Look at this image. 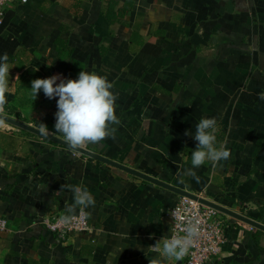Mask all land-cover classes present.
I'll return each instance as SVG.
<instances>
[{"label": "crops", "instance_id": "crops-1", "mask_svg": "<svg viewBox=\"0 0 264 264\" xmlns=\"http://www.w3.org/2000/svg\"><path fill=\"white\" fill-rule=\"evenodd\" d=\"M4 53L5 115L54 132L58 98L41 91L34 101L31 81L105 75L120 124L115 139L85 149L264 225V0H27L5 9ZM202 117L216 118L231 156L195 169L197 183L180 173L197 143L185 132ZM0 160V264L162 259L151 246L169 235L176 193L2 122ZM76 185L95 199L91 228L59 243L43 220L66 214ZM226 224L221 255L207 264H264V232Z\"/></svg>", "mask_w": 264, "mask_h": 264}, {"label": "clouds", "instance_id": "clouds-1", "mask_svg": "<svg viewBox=\"0 0 264 264\" xmlns=\"http://www.w3.org/2000/svg\"><path fill=\"white\" fill-rule=\"evenodd\" d=\"M10 69L8 54L4 53L0 56V112L7 103ZM113 87L107 76L85 70H81L76 79L56 74L32 80L30 91L34 101L41 91L49 100L58 98L55 131L50 132L41 123L39 133L44 137L52 133L62 135L66 144L74 151L90 144H99L107 138L115 139L116 128L113 126L119 125L120 120L115 111L118 96L111 90ZM258 96L264 100V93ZM194 127V135L191 131L185 132L186 136H192L197 142L191 152V167L184 169L180 175L194 178L199 183L200 178L195 169L207 162L219 165L221 161L230 158L231 152L225 144H217L218 125L215 117H202ZM4 166V161L0 160V167ZM64 188L62 185L60 191ZM67 190L73 193V202L66 204V214L60 217V222L64 225H70L76 219L77 209L80 216L85 217L90 215L86 209L95 207V199L87 188L76 185L68 186ZM182 232L183 234L176 232L170 237H163L151 246L162 259L154 258L149 260V264H164V260H183L199 235L198 222L188 220Z\"/></svg>", "mask_w": 264, "mask_h": 264}, {"label": "built area", "instance_id": "built-area-1", "mask_svg": "<svg viewBox=\"0 0 264 264\" xmlns=\"http://www.w3.org/2000/svg\"><path fill=\"white\" fill-rule=\"evenodd\" d=\"M27 0H0V27L3 24L5 9L14 3H25ZM203 197L202 195L198 194ZM61 212H54L43 220L45 231L54 236L59 243L66 242L72 237L83 236L90 231V223L87 216L81 217L79 210L76 219L70 225L60 222ZM171 221L169 235L180 232L188 220L199 224V235L190 247L188 254L177 264H207L218 260L222 247L226 242L225 228L228 216L221 212L202 205L199 202L180 196L171 206L168 212ZM7 229V220L0 214V232Z\"/></svg>", "mask_w": 264, "mask_h": 264}, {"label": "water", "instance_id": "water-1", "mask_svg": "<svg viewBox=\"0 0 264 264\" xmlns=\"http://www.w3.org/2000/svg\"><path fill=\"white\" fill-rule=\"evenodd\" d=\"M0 122H3L5 124H7V125H10V126L14 127V128H17V129H21V130L27 131V132L32 133V134H34V135H36V136H38V137H40L42 139H45L47 141L53 142L55 144H58L60 146H63L65 148H67V149L72 150L71 148H69V146L66 144V142L64 140L60 139L59 137H57L55 135H52V134L48 135L47 137H44V136H42L39 133V129H37L35 127H32L30 125H27L26 123H23V122H21V121H19L17 119L9 117V116L5 115L4 113H1V112H0ZM72 151H74V150H72ZM74 152L82 154V155H85V156H87L89 158H92V159L97 160L99 162L105 163V164H107L109 166H112V167H115L117 169H120V170H122V171H124V172H126V173H128L130 175H133L135 177H138V178H140L142 180H145L147 182H150V183H153V184L158 185L160 187H163V188H165V189H167L169 191H172V192L176 193L179 196H183V197L195 200V201L199 202L200 204L208 206L210 208H213V209L221 212L222 214H224V215H226V216H228V217H230L232 219H235L237 221H240L242 223L250 225V226H252L254 228H257V229H259V230L264 232V225L261 224L260 222H257V221H255V220H253V219H251V218H249L247 216H244V215L236 213V212H234V211H232L230 209H227V208H225V207H223V206H221V205H219L217 203H214V202H212V201H210V200H208V199H206L204 197H201V196H199L197 194H193V193L184 191V190H182V189H180L178 187H175V186L169 185V184H167L165 182L159 181V180H157V179H155L153 177H150V176H148V175H146L144 173H141V172L136 171L134 169H131V168L127 167V166L119 164V163H117L115 161L109 160V159H107V158H105L103 156H100V155H98V154H96V153H94L92 151H89V150H87L85 148L79 149V150H75Z\"/></svg>", "mask_w": 264, "mask_h": 264}, {"label": "trees", "instance_id": "trees-1", "mask_svg": "<svg viewBox=\"0 0 264 264\" xmlns=\"http://www.w3.org/2000/svg\"><path fill=\"white\" fill-rule=\"evenodd\" d=\"M262 221H264V216H263V219H262Z\"/></svg>", "mask_w": 264, "mask_h": 264}, {"label": "rangeland", "instance_id": "rangeland-1", "mask_svg": "<svg viewBox=\"0 0 264 264\" xmlns=\"http://www.w3.org/2000/svg\"><path fill=\"white\" fill-rule=\"evenodd\" d=\"M1 113H4V112H1ZM20 120V119H19ZM3 123V122H2Z\"/></svg>", "mask_w": 264, "mask_h": 264}]
</instances>
